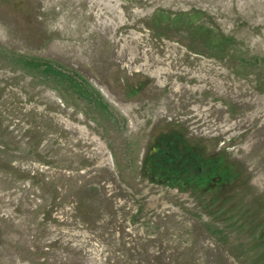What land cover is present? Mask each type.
I'll return each instance as SVG.
<instances>
[{
  "label": "rangeland",
  "instance_id": "obj_1",
  "mask_svg": "<svg viewBox=\"0 0 264 264\" xmlns=\"http://www.w3.org/2000/svg\"><path fill=\"white\" fill-rule=\"evenodd\" d=\"M0 264H264V0H0Z\"/></svg>",
  "mask_w": 264,
  "mask_h": 264
}]
</instances>
